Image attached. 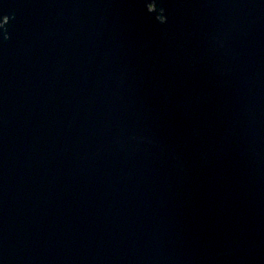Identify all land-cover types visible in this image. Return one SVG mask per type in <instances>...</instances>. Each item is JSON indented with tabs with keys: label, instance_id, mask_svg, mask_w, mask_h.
<instances>
[{
	"label": "water",
	"instance_id": "obj_1",
	"mask_svg": "<svg viewBox=\"0 0 264 264\" xmlns=\"http://www.w3.org/2000/svg\"><path fill=\"white\" fill-rule=\"evenodd\" d=\"M0 264H264V0H0Z\"/></svg>",
	"mask_w": 264,
	"mask_h": 264
}]
</instances>
